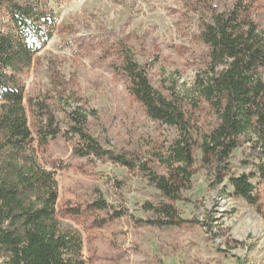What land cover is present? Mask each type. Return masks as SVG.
I'll list each match as a JSON object with an SVG mask.
<instances>
[{"label": "rangeland", "instance_id": "1", "mask_svg": "<svg viewBox=\"0 0 264 264\" xmlns=\"http://www.w3.org/2000/svg\"><path fill=\"white\" fill-rule=\"evenodd\" d=\"M39 1L56 23L23 75L24 105L38 160L56 173L57 218L80 233L85 264H264V182L252 179L258 204L250 205L200 161L201 137L214 129L217 113L193 89L208 62L200 35L213 14L240 4L264 30V0ZM124 52L161 96L178 102L191 127L196 161L179 200L164 198L140 168L167 176L159 158L167 157L177 133L149 119L131 95ZM75 107L93 111L88 135L132 161L133 170L75 153L78 139L67 119ZM36 110L51 115L58 130L46 144ZM249 155L242 142L229 173H249L242 163ZM160 203L175 209V225L158 224L165 218L150 207Z\"/></svg>", "mask_w": 264, "mask_h": 264}, {"label": "trees", "instance_id": "2", "mask_svg": "<svg viewBox=\"0 0 264 264\" xmlns=\"http://www.w3.org/2000/svg\"><path fill=\"white\" fill-rule=\"evenodd\" d=\"M56 20L39 0H0V258L1 264H85L80 233L57 218L56 173L41 165L28 125L24 105L23 75L48 43ZM201 41L208 48L206 69L197 74L193 89L217 113L213 130L201 137L200 161L214 168L217 182L227 178L234 198L258 204L252 179L264 182V30L250 19L240 4L225 13H214L203 28ZM122 71L131 95L149 119L175 129L166 158H159L168 175L159 176L140 166L164 198L179 200L190 184L195 164L191 127L177 101L167 100L150 84L147 72L128 52ZM44 122L41 142L54 139L58 130L47 112L36 110ZM93 111L72 108L69 131L78 139L80 157L106 158L129 170L135 164L116 154L86 132ZM244 142L250 155L242 161L249 173L230 174L233 152ZM251 159V160H250ZM98 208L102 209L104 203ZM175 225L176 211L167 204L150 207ZM182 222V220H181Z\"/></svg>", "mask_w": 264, "mask_h": 264}]
</instances>
